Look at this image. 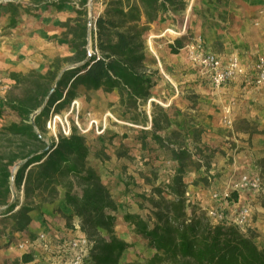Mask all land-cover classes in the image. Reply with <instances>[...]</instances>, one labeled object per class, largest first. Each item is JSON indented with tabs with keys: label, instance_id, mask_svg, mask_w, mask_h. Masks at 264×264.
Wrapping results in <instances>:
<instances>
[{
	"label": "trees",
	"instance_id": "1",
	"mask_svg": "<svg viewBox=\"0 0 264 264\" xmlns=\"http://www.w3.org/2000/svg\"><path fill=\"white\" fill-rule=\"evenodd\" d=\"M89 2L6 3L13 25L18 22L19 10L36 14L43 6L59 11L76 6L75 13L62 21L61 32L69 40L72 53L55 55L46 70L12 71L14 82L4 95V105L19 117L0 126V211L13 217L11 229H28L29 212L55 200L59 187L64 186L65 202L73 208L68 215L78 216L80 229L93 240L85 264H264V246L257 243L254 234L232 222H213L206 208L189 199L185 174L196 160L204 166L200 164L204 157L198 155L204 151L199 145L204 127L195 126L191 135L177 128L168 131L173 112L151 99L160 75L159 68L153 66L155 60L149 57L146 34L152 22L171 12L176 17L188 7L189 0H106L104 10L92 22ZM186 35L182 33L170 43L172 52L187 43ZM96 90L118 92L115 115L120 120L112 123L136 129L140 145L151 152L143 158L156 163L143 170L153 192L148 198L139 195L148 202V212L124 213L138 235L155 249L147 262L122 261L130 242L115 232L119 204L99 167L110 158L106 140L118 132L105 129L91 140L73 123L69 134L60 130L57 138L47 137L52 111L68 110L74 99L89 97ZM2 110L0 106V113ZM118 151L121 154L120 148ZM163 155L166 162L159 165L157 160ZM263 161L264 157L257 161L262 173ZM210 167L208 163L204 168ZM161 169L167 170L168 178H161ZM206 180L199 173L192 182L206 184ZM233 195L238 196L236 191ZM22 261L37 263L35 251H22Z\"/></svg>",
	"mask_w": 264,
	"mask_h": 264
},
{
	"label": "crops",
	"instance_id": "2",
	"mask_svg": "<svg viewBox=\"0 0 264 264\" xmlns=\"http://www.w3.org/2000/svg\"><path fill=\"white\" fill-rule=\"evenodd\" d=\"M209 1V5H211L210 15L206 17L205 25L200 24L204 42L209 44L213 51L237 52L241 56L242 62L247 66L248 74L238 81L215 86L210 81L208 73L190 61L186 49L181 48L178 52H172L170 39L150 38L153 52L157 55V59L164 70L169 69V67L172 69V71L168 70L169 72L165 71L171 81L155 84L153 87L154 95L151 99L163 103L173 112L172 124L168 131L177 128L185 131L186 135H191L195 126L204 125L207 134L202 138L199 145L203 147L206 144L211 145V147L220 146L226 151L225 154H217L211 161V168H218L223 174L220 178H211L209 184L193 183V179L199 173H196V170L192 168L187 170L185 179L189 182L187 187L189 199L199 203L203 208L222 204L225 210L230 213H233L238 206L247 202L251 203L252 213L244 231L254 234L257 243L264 246V193H258L253 189L237 185V181L243 173L259 172L260 167L256 158L260 153H264V84L255 80L252 69L256 56L264 52V0H258L262 2L257 6L251 3L254 0ZM43 9L44 6L39 11H43ZM45 9H47L46 6ZM7 10V4L0 5V106L3 107L0 113V126H5L12 120L19 119L16 113L4 105V95L14 82L11 72L15 70L27 71L31 68L46 70L56 52L55 45L46 53L38 51L43 42H46V45H51V41L47 40L49 27L41 23L42 20L39 18L26 17L13 30L8 26L3 28L10 21V18L7 19L2 16ZM67 12L69 14L74 13L70 10ZM190 14L191 12H189V17ZM189 17L187 16L188 20L185 22L187 26ZM163 18L161 16L157 22L164 23L167 21ZM154 35L156 34L154 33ZM67 45V52L71 54L72 47L68 43ZM102 92L105 91L96 90V93L93 94V102L89 104L98 105V96ZM106 93L110 94L103 95L104 105L115 106L119 103V94L116 90ZM81 100L85 101V97H81ZM196 111L198 112L193 113ZM238 119L257 122L259 131L251 135V143L245 140L248 138L247 132L235 129L234 124ZM151 124L152 119L147 123V127L150 128ZM113 127L116 129L112 132H118V134L115 138L106 140V149L108 153H112L117 158L115 160L121 161L119 165H122L124 169H126V164H129V161L124 162L123 153L119 154L120 143L135 145L131 146L130 152L133 150L137 158L151 155V152L142 148L137 140L136 129L116 124ZM124 131L127 133L123 134ZM232 139L238 141L236 146L232 145ZM186 142L191 147L193 146L190 139L187 138ZM108 145L111 146L110 149ZM219 151L217 153H220ZM163 157L164 155L160 160H157L160 162L159 165L161 162H166ZM110 159H112L111 156L102 163L107 164ZM140 162H142L141 168L143 170H147L156 164L146 162L144 158ZM128 167L130 168L127 166V169ZM141 168L139 169L140 173L133 170L131 178L136 180L140 178L146 182L145 185L151 186V183L145 180V174L140 171ZM168 177L169 174L163 178ZM104 181L112 188L119 204V209L116 212L115 232L129 241L122 228L126 226V223L131 225L132 223L124 218V213L126 211L143 213V210L147 213L148 202L146 200L143 202L140 196H134V192L126 187V183L120 178L121 183L116 187L111 186L107 180L104 179ZM122 186H124L122 194L117 195L115 189H120ZM214 191H219L220 195L214 197ZM235 191L238 195L237 198L233 195ZM64 192L65 187L60 186L55 200L45 203L41 210H31L29 212L31 218L29 228L23 231H13L11 229L14 222L13 217L9 213L1 214L0 264L10 261L15 256L22 261V251L14 253L13 243L5 244L3 242L7 234L17 238L28 233L36 235L40 231H47L54 240L51 248H55L53 250L55 252L58 250L57 247H54L58 244V236L71 232L70 230L76 229L77 224H79L78 216L70 217L68 215L73 212V208L65 202ZM225 193H230V195L226 197ZM152 194L153 192L149 190L144 192L142 196L148 198ZM140 203L143 204V207ZM122 206L126 209H123ZM132 229L133 233H137L133 225ZM77 230L79 229L77 228ZM49 250H44V252L48 253ZM36 256V259L39 258L37 253ZM44 260H51L50 264H66L62 262L59 254H54L52 257L47 256ZM31 263L25 262V264Z\"/></svg>",
	"mask_w": 264,
	"mask_h": 264
},
{
	"label": "rangeland",
	"instance_id": "3",
	"mask_svg": "<svg viewBox=\"0 0 264 264\" xmlns=\"http://www.w3.org/2000/svg\"><path fill=\"white\" fill-rule=\"evenodd\" d=\"M7 1H9V0H0V5L6 4ZM105 1L106 0H90V2H89V15L91 18V22L94 20L96 15H98L100 12H102L104 10ZM209 2H210L209 0H189L188 7L183 12L177 13L176 17H172L174 15L173 12H171V14H169L168 17H166V18L164 17L163 20H167V21H165L166 23L165 22L164 23H158L157 21L152 22L151 28L148 30L146 35H147V42H148L149 57L152 60H155L153 66L159 68V75H160L159 82L160 83L161 82L167 83V81H171L170 78L168 77V75L166 74V72H169L168 70L172 71V69H171V67H169V69L166 68L164 70L162 64H160L159 60L157 59L158 58L157 55L153 52L150 38H156L157 40L161 39V38H165L166 40L170 39L169 43H171L174 41L176 36H179L182 33L187 34L186 35L187 42H189L195 38L202 37L201 30H200V24L203 23V25H205L206 17H208L210 15L211 5H209ZM261 2L258 0H254L251 3H253V5L255 4L257 6V5H260ZM75 9H76V6H74V5H68L66 7V10L64 9L63 11H59L52 6L47 7V9H45V6H44L43 11H38L33 16L31 15L33 13H27V12H24L22 10H19L18 22L13 25V24H11V12H10L9 6H8V10L6 12H4L2 14V16H4L7 19L10 18V21L7 25H4L3 28H6L8 26V27H10V29L13 30L14 27H16L19 24V22L24 20L26 17L39 18L40 20H42L41 23H43L49 27L50 31L48 32L47 40L49 42L51 41V45H49V44L46 45V42H43V43H41L38 51H40L42 53H46L48 51V49H52L53 45H55V47H56L55 55L61 54L64 56H68V55H70V53L67 52V46H68L67 43L68 44H70V43H69V40L67 38L62 36V33H61L62 32V21L68 15H70L67 12V10L73 11L75 13ZM189 12H191L190 17H189ZM187 16L189 17L188 26H187V23L185 25V22L188 20ZM206 24H209V23H206ZM154 33L156 35H154ZM63 41H64V43H63ZM203 42H204V40H203ZM204 44H205V47L207 49L211 50L209 44H206L205 42H204ZM184 46L182 48H184ZM89 48L92 51V45L91 44L89 45ZM94 93H96V91L92 92L89 97L83 95V97H85V101L81 100V98H77L76 99L77 102L75 103L73 110H71L72 109V104H71V106L68 110H64V111L60 112L62 120L65 123H67V120L70 122L71 125L73 123H75L80 128L81 131L88 134L89 139H91V140L95 138V136L98 134V132L96 129L95 122L93 125H91V127H90V122L93 119H97L100 124L106 126V129L113 131L116 128L113 127L114 123H112V120H116V119L110 113H112L114 115L116 113L115 110H117L119 108V103H117V105H115V106L110 105V104L104 105L105 100L103 98V95L104 94L105 95L110 94V93H106V92H102L101 94H99L98 105L89 104V103L93 102L92 99H93ZM150 101H151V99H148L147 105H146L147 108L149 109V111L151 110ZM161 104L164 105L163 103H161ZM77 105L80 107L78 117H77ZM197 112L198 111L193 112V113H197ZM53 118H54V113L53 114L51 113L50 118L47 121V129H48L47 137L48 138L50 136H55V134H56L55 132L58 133V131L62 130V125H63L62 121L60 119H58L56 122V125H54ZM77 120H78V123H77ZM200 126L204 127V130L201 134V141H202V138L207 134V131H206V127L204 125H200ZM234 126H235L236 130H244L245 132L248 133L247 134L248 138H246L245 140L250 141V143L252 142L251 135L254 132L259 131L257 122L249 121L247 119H238L235 122ZM85 127L86 128L90 127V129L85 131L84 130ZM193 130H194V128H193ZM231 143H232V145L236 146L238 141L235 139H232ZM250 143H248V144H250ZM119 145H120L121 153H123V159H124L123 161L124 162L129 161V164H126V169H127V166H130V168L128 167L127 170L124 169L122 165H119L121 163V161L115 160L117 158L114 157L112 153H109V155L112 157V159L108 160L107 164L106 163L103 164L101 162L99 163V167H100V170L103 174L104 179L107 180L109 183H111V186H113V187H116L119 183H121L119 181V178L122 179L126 183L125 186L128 187L129 189H131L132 192H134L133 193L134 196H136V197H138L139 195H141L144 192H147L149 190L152 191L151 186L145 185V183H146L145 181L141 180L140 178L138 180L131 178V175L133 176V170L136 172H139V169L142 167V162H140V161H142V159H143L142 157L137 158V156L133 153V150H132V152H130L131 146H135V145H128L127 143H120ZM110 147L111 146H109V149H110ZM200 147L204 148L203 152L205 153V156L203 154H201L203 152L200 153V151L198 154L202 158L204 157L203 161L200 162V164L203 163L204 166L203 167L199 166L198 165L199 162L196 160L195 163H193V169L196 170V173H201L202 175H205V178L207 179L206 184H209L211 182V178H220L222 176L223 172L220 171L218 168L213 169L210 167L209 170H206L204 167L208 163H210V165H211V161L213 160V158L217 154H225L226 151L224 150V148H221L220 146L211 147V145L206 144L204 147L203 146H200ZM192 148L196 150V146L194 144H193ZM218 150H220L219 151L220 153H217ZM211 152H213V153L211 154ZM263 157H264V153H260V155L256 158V162L258 161V159L263 158ZM261 164H262V169H264V161ZM140 171H143V169L141 168ZM259 173H261V175H264V173H262L261 170H259ZM167 174H168L167 170H165V169L162 170V173H161L162 178L165 176L167 177ZM120 175H122V176H120ZM123 187L124 186H122L120 189H118V188L115 189V192L117 193V195L120 194L124 190ZM20 196H21V198H23L22 191H21ZM122 208L126 209V207H124V206H122ZM143 213L146 214L145 210H143ZM0 217H1V211H0ZM132 230H133L132 225L128 224V223H126V226H124L122 228V231L125 234H127V237L129 238V242H130L129 248L127 249L124 256L122 257V261L132 260V259H138V260H141L143 262L149 261L151 256L154 254L155 249L149 247L146 244L147 243L146 240L143 237H141L140 235H138V233H135V232L133 233ZM19 237H21V236H19ZM15 240H16V238L13 237L11 234H7L6 238L3 240V242L5 244H9L12 242L13 248H14L13 252L18 253L22 250H19L16 247L15 242H14ZM54 249L55 248H51L50 250L48 249L49 251H48V253H46V252H44V249L38 248L37 254L39 255L38 256L39 258L36 259L37 263H35V261H32L31 264H50L51 260H44V259H46L47 256L52 257L54 254H57V252L53 251ZM48 259H51V258H48ZM4 264H25V262L21 261L17 256H15L10 261H8Z\"/></svg>",
	"mask_w": 264,
	"mask_h": 264
},
{
	"label": "built area",
	"instance_id": "4",
	"mask_svg": "<svg viewBox=\"0 0 264 264\" xmlns=\"http://www.w3.org/2000/svg\"><path fill=\"white\" fill-rule=\"evenodd\" d=\"M187 51V55L190 61L197 67L204 69L210 78V81L215 86H220L224 83L231 81H238L242 77L248 74L247 66L242 62L241 56L237 52H220L209 50L205 47L202 37L195 38L187 42L184 46ZM255 80L258 83L264 84V52L256 56L252 66ZM76 99L72 102V109H74ZM80 107L77 105V117ZM70 112V111H69ZM53 123L56 125L58 119L62 121V130L64 133L69 134L72 130V125L67 120L65 123L62 120L60 112H53ZM112 116L116 120H120L115 114ZM95 122L98 133L104 132L105 125L99 123L97 119H93L90 122V127ZM78 123V120H77ZM86 128L85 131L90 129ZM59 132V131H58ZM55 137H58V133L55 132ZM237 185L240 187H247L255 190L258 193H264V177L259 173H243L238 181ZM219 191H214L213 196L218 197ZM230 193H225L228 197ZM208 215L213 222H232L240 226L241 229H245L249 223V217L252 213V205L247 202L241 206H238L233 213L225 210L222 204H218L215 207L206 208ZM77 228L79 230H77ZM71 232L60 234L58 236L57 254L60 255L62 262L66 264H85V261L90 258L91 249L93 246V240L87 236L85 232L80 229V225L77 224L76 229H71ZM16 247L19 250H34L37 253L38 248L48 250L51 248L54 240L48 234L47 231H40L32 236L30 233L16 238L14 241Z\"/></svg>",
	"mask_w": 264,
	"mask_h": 264
}]
</instances>
